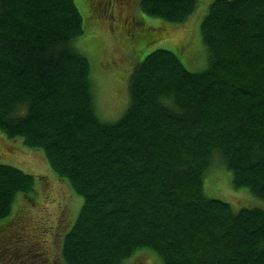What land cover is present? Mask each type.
Instances as JSON below:
<instances>
[{
  "label": "trees",
  "instance_id": "1",
  "mask_svg": "<svg viewBox=\"0 0 264 264\" xmlns=\"http://www.w3.org/2000/svg\"><path fill=\"white\" fill-rule=\"evenodd\" d=\"M139 7L183 24L196 0ZM200 20L205 66L154 49L130 73L121 116L105 121L74 0H0V132L82 198L46 264H124L143 248L161 264H264V207L233 210L203 190L218 162L264 201V0H213ZM33 191L32 174L0 163V219ZM20 213L0 225V253L28 235Z\"/></svg>",
  "mask_w": 264,
  "mask_h": 264
},
{
  "label": "rangeland",
  "instance_id": "2",
  "mask_svg": "<svg viewBox=\"0 0 264 264\" xmlns=\"http://www.w3.org/2000/svg\"><path fill=\"white\" fill-rule=\"evenodd\" d=\"M139 1L74 0L84 29L75 44L89 60L96 113L101 120L114 121L121 116L129 102L130 73L154 49L165 48L177 53L191 71L202 69L207 61L200 19L206 15L213 0H196L195 12L183 24L168 23L144 14ZM0 163L18 167L34 176V191L25 197L18 194L10 214L0 219L1 225L12 214L21 212L24 224L18 235H22L25 228L28 232L22 242L17 243V240L18 245L11 246L7 253H0V264H46L42 259L43 254L46 255L42 253L45 249L51 251L50 256L55 253L54 258L59 260L62 235L73 225L82 198L57 179L40 151L25 147L18 139L10 140L1 132ZM208 176L203 182L207 196L226 201L233 210L253 205L264 207V201L254 197L247 188H235L230 172L218 166V162ZM53 232H58L55 234L58 241L53 235L49 237ZM140 252L143 253L136 256ZM124 264L161 262L152 250L143 248Z\"/></svg>",
  "mask_w": 264,
  "mask_h": 264
}]
</instances>
